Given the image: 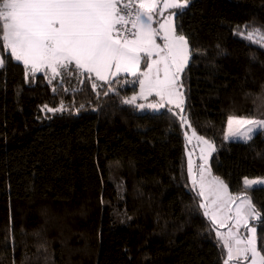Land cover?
Here are the masks:
<instances>
[{"label":"trees","instance_id":"1","mask_svg":"<svg viewBox=\"0 0 264 264\" xmlns=\"http://www.w3.org/2000/svg\"><path fill=\"white\" fill-rule=\"evenodd\" d=\"M174 12L190 50L183 112L149 107L154 96L125 103L139 86L129 75L93 89L94 75L26 81L22 64L0 69V264H223L224 227L198 207L180 116L214 143L211 171L233 195L264 175V129L225 139L230 115L264 119V45L247 38L264 30V0ZM247 194L264 215V190Z\"/></svg>","mask_w":264,"mask_h":264},{"label":"snow or ice","instance_id":"2","mask_svg":"<svg viewBox=\"0 0 264 264\" xmlns=\"http://www.w3.org/2000/svg\"><path fill=\"white\" fill-rule=\"evenodd\" d=\"M159 3L160 0H0V69H5L9 62L22 64L26 81L38 72L46 76L50 72V82L57 77L63 80L65 75L79 78L87 74L89 80L94 75L93 89L97 87L96 81L108 83L123 73L137 78L140 97L153 93L159 97V102L149 107L174 104L183 112L179 81L189 60V41L184 34H177L172 23L178 12L171 13L159 29L153 27ZM190 3L191 0H163V9L182 10ZM157 37L162 45L157 43ZM247 38L264 45V30L253 28ZM9 51L10 55H6ZM142 62L146 65L143 71ZM136 99L134 95L124 102L132 104ZM180 119L191 127L186 116L181 115ZM227 123L230 132L233 124L247 126L243 132H231L245 141L251 140L257 129H264V119L229 116ZM192 137L204 145L200 149L203 163L199 166V178L191 159L188 162L193 189L198 186L197 195L204 201L198 207L213 225L219 223L223 227L228 220H234L233 227L237 229L230 228L227 234L216 232L222 255L226 249L223 264H264V215L247 194L249 190H264V180L244 178L245 192L231 195L228 185L212 175L208 160L216 151L214 144L198 136L195 130ZM237 201L240 203L236 204ZM250 220L259 223L250 225ZM241 227L245 229L244 236L239 234ZM258 227L262 228L259 236Z\"/></svg>","mask_w":264,"mask_h":264},{"label":"rangeland","instance_id":"3","mask_svg":"<svg viewBox=\"0 0 264 264\" xmlns=\"http://www.w3.org/2000/svg\"><path fill=\"white\" fill-rule=\"evenodd\" d=\"M249 32V31H248ZM247 32V34H248ZM252 40H255V39H252ZM153 104V103H150V105ZM168 107H174L175 111L178 112L177 110H180L179 108H176L174 104L172 105H168ZM157 109H160V108H157ZM186 116V115H185ZM230 116H235V117H238V118H247V119H257V118H253V117H249V116H245V115H242V116H237V115H230ZM187 117V116H186ZM188 119V117H187ZM257 120H260V119H257ZM189 121V119H188ZM190 123V121H189ZM185 125V130H186V133H187V143H186V146H185V153H186V157H187V170H188V162H189V159H191L192 161V164H193V171H195L194 173H196L197 175V178H199V166L203 163V161L200 159V156H201V151L200 149L202 147H204L203 144L200 143V141H198L195 137H192V131L194 130L192 127H189L187 124H184ZM247 126H243V127H240V126H237L235 124H233L232 126V130L231 132H236L237 130L243 132L245 129H246ZM259 129H257L254 133H252L251 135L253 136ZM231 132L229 130V127H228V123L226 125V131H225V136L229 137L227 140H241V141H245L243 139H241L239 136H232L231 135ZM198 136H200L199 134H197ZM189 138H191L190 142H189ZM206 139V138H205ZM209 140V139H207ZM210 141V140H209ZM212 142V141H211ZM213 143V142H212ZM214 144V143H213ZM215 146V145H214ZM213 154V153H212ZM211 154V156H212ZM211 156L209 157V160H208V163H209V166H210V160H211ZM211 167V166H210ZM212 175L214 176V174L212 173ZM245 178H248V179H251V180H256V179H260V180H264V175L263 176H254V177H245ZM221 179V178H220ZM191 180V179H190ZM192 182V181H191ZM197 189L198 186H197ZM228 190H229V187H228ZM230 191V190H229ZM230 193V192H229ZM204 202V201H203ZM230 222V220L228 221ZM228 224V223H227ZM250 225H254V224H251L249 223ZM225 227L223 229H220L221 231L224 230ZM219 230V231H220Z\"/></svg>","mask_w":264,"mask_h":264},{"label":"crops","instance_id":"4","mask_svg":"<svg viewBox=\"0 0 264 264\" xmlns=\"http://www.w3.org/2000/svg\"><path fill=\"white\" fill-rule=\"evenodd\" d=\"M161 11H162V14H160ZM173 12H174V9H163V0H160V3H159V5H158L157 11H156V14H155L154 17H153V20H154V22H153V27L159 29L160 24L164 23L165 20L169 17V15H170L171 13H173ZM174 17H175V16H174ZM174 17L172 18V23H173V25L175 26V19H174ZM157 43H160V44L162 45V44H163V41H162L159 37H157ZM189 58H190V55H189ZM188 62H189V60H188ZM186 65H187V64H186ZM145 67H146L145 63L142 62V64H141V71L145 70ZM120 75H127V74H123V73H121ZM129 76H131V75H129ZM113 78H114V77H113ZM113 78H111V79H113ZM179 90H180V89H179ZM180 91H181V90H180ZM139 92H140V88H139V86H138V90H137V92H136L135 94H133V95L131 96V98L135 95V96H137V99H145V98H142V97H140V96L138 95ZM149 96H154V98L150 101L151 103L156 104V103L159 102V97L156 96L155 93H153L152 95H149ZM149 96H147V97H149ZM147 97H146V98H147ZM166 106H168V105H166ZM194 172H195V171H194ZM214 176H215V175H214ZM198 190H199V189H198ZM229 192H230V191H229ZM230 194L233 195L231 192H230ZM239 203H240V201H237V202H236V204H239ZM236 204H233V205H232L233 210L235 209ZM233 214H234V213H233ZM228 221H229V220H228ZM228 221H227V222L225 223V225L223 226V227H225V229L222 230V231H220L221 233L227 234L230 228L232 229V231H237V229L233 227L235 221H234V220H230V222H228ZM227 223H228V224H227ZM217 225H218L219 227H221L219 223H217ZM239 234H240V235H245V229H244L243 227H241V228L239 229Z\"/></svg>","mask_w":264,"mask_h":264},{"label":"built area","instance_id":"5","mask_svg":"<svg viewBox=\"0 0 264 264\" xmlns=\"http://www.w3.org/2000/svg\"><path fill=\"white\" fill-rule=\"evenodd\" d=\"M129 27H131V26L129 25Z\"/></svg>","mask_w":264,"mask_h":264}]
</instances>
